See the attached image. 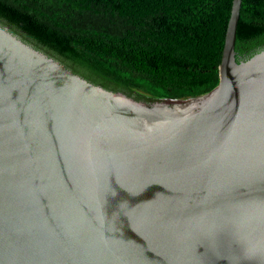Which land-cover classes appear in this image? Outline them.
<instances>
[{
    "label": "water",
    "instance_id": "95a60500",
    "mask_svg": "<svg viewBox=\"0 0 264 264\" xmlns=\"http://www.w3.org/2000/svg\"><path fill=\"white\" fill-rule=\"evenodd\" d=\"M137 101L0 26V264H264V50Z\"/></svg>",
    "mask_w": 264,
    "mask_h": 264
},
{
    "label": "trees",
    "instance_id": "16d2710c",
    "mask_svg": "<svg viewBox=\"0 0 264 264\" xmlns=\"http://www.w3.org/2000/svg\"><path fill=\"white\" fill-rule=\"evenodd\" d=\"M231 5L232 0H0V26L86 81L151 103L196 97L217 86ZM262 50L264 0H242L235 59Z\"/></svg>",
    "mask_w": 264,
    "mask_h": 264
},
{
    "label": "rangeland",
    "instance_id": "374dc122",
    "mask_svg": "<svg viewBox=\"0 0 264 264\" xmlns=\"http://www.w3.org/2000/svg\"><path fill=\"white\" fill-rule=\"evenodd\" d=\"M6 30H7V28H5ZM14 35V34H13ZM17 37V36H16ZM18 39H20L19 37H17ZM21 40V39H20ZM22 41V40H21ZM24 42V41H23ZM25 43V42H24ZM25 44H27V43H25ZM27 45H29V44H27ZM29 46H31V45H29ZM137 92V91H136ZM186 100H188V99H180V101H186Z\"/></svg>",
    "mask_w": 264,
    "mask_h": 264
},
{
    "label": "flooded vegetation",
    "instance_id": "af4514ba",
    "mask_svg": "<svg viewBox=\"0 0 264 264\" xmlns=\"http://www.w3.org/2000/svg\"><path fill=\"white\" fill-rule=\"evenodd\" d=\"M247 57V54H243L242 56H241V58H246Z\"/></svg>",
    "mask_w": 264,
    "mask_h": 264
}]
</instances>
